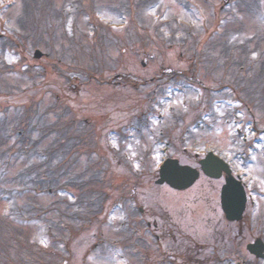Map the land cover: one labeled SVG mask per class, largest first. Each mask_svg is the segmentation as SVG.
Segmentation results:
<instances>
[{
    "label": "rangeland",
    "instance_id": "374dc122",
    "mask_svg": "<svg viewBox=\"0 0 264 264\" xmlns=\"http://www.w3.org/2000/svg\"><path fill=\"white\" fill-rule=\"evenodd\" d=\"M145 1L45 0L35 12L29 0V18L24 0H0V264L23 261L29 241L59 264H140L121 242L131 231L144 237L141 264H154L161 256L146 226L154 215L174 221L196 258L231 254L236 245L244 252L250 226L241 224L238 240L230 236L232 225L217 208L221 179L201 172L177 190L156 184L146 169L158 175L168 157L199 168L212 149L245 177L264 171V0ZM183 70L192 71L191 83L173 87L168 75ZM137 112L146 115L141 131ZM64 130L75 146H65L67 163L56 168L71 172L52 182L80 173L88 181L53 190V174L47 168L41 178L35 160L44 149L48 157L60 150L56 137ZM94 161L106 171L103 184L87 177ZM41 179L50 186L36 193ZM96 207L103 209L98 220L77 233L57 221L61 214L72 227L70 217Z\"/></svg>",
    "mask_w": 264,
    "mask_h": 264
},
{
    "label": "flooded vegetation",
    "instance_id": "af4514ba",
    "mask_svg": "<svg viewBox=\"0 0 264 264\" xmlns=\"http://www.w3.org/2000/svg\"><path fill=\"white\" fill-rule=\"evenodd\" d=\"M218 153L223 156L221 152ZM246 154H249V150H247ZM241 158H243V155ZM226 161L229 162L230 171L234 176V180H241L242 188L245 194V203L239 218L230 219L227 216V212H225L223 208L222 188L227 183L226 179L231 174H228L225 170H222L223 172L219 177L210 175L207 176L205 174V178L222 180L216 191V200L218 202L217 208L222 218L226 220L227 224L232 225L230 236L233 237L234 240H238L241 232L239 231V229L241 230V224L245 223L250 226L252 236L251 239L246 242L244 246V252L241 251L239 246L237 247L236 245L233 248L235 250L234 253L231 254H224L223 256L219 257L205 256L201 259L196 258L192 254V249L186 244L187 239L182 235L179 236L180 241L178 240L175 232V227L172 226L175 224L174 221L165 219L163 216L160 218L159 215H154L155 217H153L152 221L149 220L146 222V226H148V228L152 227L151 230H149L150 236L153 237L152 242L154 246H156L158 256H161L154 264H264V171L254 173V177L252 175L250 177H245L246 171L241 170L239 172L235 170L236 168L231 158H229V160L226 159ZM253 161L251 160L250 162H252L254 166V163L257 161ZM258 174H260V180L257 177ZM237 183L240 184V182ZM236 185V183L233 184V186H235L233 187L235 191L232 194L233 199L229 198L230 193L227 196V201L230 204L234 201L236 202V204L238 203L236 201ZM140 210L143 211L144 208L143 210ZM169 220L170 222H172L171 224ZM251 229H253V231ZM218 231L220 232V238L224 239V237L226 236V232H224V230L221 228ZM136 234L137 232L134 231L128 232L126 236L123 237L124 239L122 238L121 242L123 248H125V250L127 251V255L129 254L138 257L139 263L141 264L142 261H144L143 258H145L147 254H144L145 251H143V249H145V243L143 242L141 246L139 245L141 238L144 237H139ZM254 243L257 244H255L254 248L251 250V247H249V245H252ZM139 248L140 250H138Z\"/></svg>",
    "mask_w": 264,
    "mask_h": 264
},
{
    "label": "trees",
    "instance_id": "16d2710c",
    "mask_svg": "<svg viewBox=\"0 0 264 264\" xmlns=\"http://www.w3.org/2000/svg\"><path fill=\"white\" fill-rule=\"evenodd\" d=\"M25 2V4L27 5L25 8V10H24V12H23V14L24 13H27V15H29V18L31 17V13H32V11H31V8H32V10L33 11H38L39 10V8H38V6H41L42 5V1H45V0H33L34 2H32L33 3V5L31 6V8L30 7H28L29 6V0H24ZM28 1V2H27ZM142 2V3H145L146 1L145 0H139V2ZM180 1H182V0H180ZM141 2L138 4V5H141ZM50 3V2H49ZM182 3H184L183 5H185V6H188L189 4H186V1L184 0ZM44 7V6H43ZM135 10H138V9H135ZM124 12H127V14L128 13H131V9H129V10H123ZM122 13V12H121ZM123 14V13H122ZM26 15V16H27ZM21 17H22V19L25 17V16H23L22 14H20V16H18V18L19 19H21ZM21 19V20H22ZM25 20H27V18L25 17L24 18ZM117 41V40H116ZM247 52H248V50H247ZM198 53V52H197ZM196 53V54H197ZM202 58H200V57ZM199 56L197 57V58H199V60H195V61H193L192 62V67H193V69H192V71L195 69L196 70V67H197V65H198V63H199V61L200 60H203L204 59V57L206 56V53H205V51H202V52H200L199 53ZM202 62V61H201ZM195 66V67H194ZM249 68H251V65L249 64ZM260 71H262V74L264 73V61H263V63H262V65H260ZM192 71H189V70H183V71H181V72H179V73H173V74H171V76L170 75H168V77H169V79H170V81L173 83V87L174 86H177V85H182V88L184 89L185 88V85H187V84H190L191 82H190V74L192 73ZM192 75V74H191ZM246 75H248V76H250V74H242V73H240V78H246L247 76ZM74 78V77H73ZM76 79H78V78H76ZM247 79V78H246ZM247 81H250V80H248L247 79ZM129 83V82H128ZM175 83V84H174ZM135 84L133 83L132 84V86H134ZM160 85H161V83H160ZM159 84H158V86H160ZM137 86V85H136ZM243 88H244V86H243ZM158 93V91H157V89L156 88H154V90L153 91H149L147 94V98H153L154 97V95H156ZM247 95H249V94H247ZM146 117V115L145 114H142V112H137V113H135V115H134V118H133V120H135L136 119V121H135V125H136V128L139 130V131H141L142 129H143V122H144V120H143V118H145ZM130 126H132L133 127V125L132 124H129ZM85 126V125H84ZM80 129H83V128H80ZM79 129V132L81 131ZM125 131V130H124ZM78 132V133H79ZM64 133H65V130H64V132H63V134L61 133L60 135H58V137H56L57 139H58V144L60 145L59 146V148H60V150L59 151H56L55 150V153H54V155L53 156H49L48 157V155H47V150L46 149H44V151L41 153V156H39V160H35L38 164H37V166H40L42 169L40 170V173H39V176L41 177V178H44V176L45 175H49V174H46V171H47V168L50 170V173H52L53 175H52V177L51 178H49L48 180H49V182L51 183V188L53 189V190H58V189H60V187L62 188V189H64V188H67V186H68V184H67V181H72V182H79L81 179H83L82 180V183L85 185V184H87V181H88V179H84L85 178V174H83V177L82 176H79L80 174H78L77 175V177L76 176H74V177H72V178H70V177H68L67 178V180H64V179H62L63 181L62 182H64V183H60V181H59V183H57V185H54V182H52V181H54V179H57V178H60V177H62V176H67V175H69L70 174V172H71V170L69 169V168H56V166H59V165H61V164H64V161L66 162V159H64V158H66V156L63 158V155L65 154V152H64V150H65V146H68V145H71L70 144V140H73V138H77L78 140L77 141H80L81 139H83L82 138V136H83V134H82V132H80V134L79 135H77V134H75V137H73V138H71V139H68L69 137H66V138H64ZM130 134H131V132H129V130H127V132H126V135L128 136V137H130ZM78 143V142H77ZM80 143V142H79ZM63 146V147H62ZM72 147L73 146H75V144H72L71 145ZM58 148V149H59ZM55 157H56V164L54 163V159H55ZM147 157H148V155L146 156V159H147ZM120 162H121V160H119ZM39 162H41L42 164H39ZM142 162V161H141ZM57 163L59 164V165H57ZM67 163V162H66ZM65 163V164H66ZM93 163V162H92ZM94 165H92V166H90L89 168H91V176H87V177H90V179H91V181L92 182H94L95 184H98V182H100V184L102 183H105V179H106V177H105V169L103 168V167H97V168H95V161H94V163H93ZM36 165V164H35ZM91 165V164H90ZM53 167H55L56 169H52ZM144 168V166H141L140 167V169H143ZM152 170H147L146 169V172H147V175L149 174V175H151V176H154V177H156V176H158L157 175V169L156 168H151ZM57 170V172H56V175L54 174V172ZM89 171H90V169H89ZM28 173H29V175H31L32 174V171H31V169H29V171H28ZM136 175V174H135ZM59 176V177H58ZM72 176V175H71ZM137 176V175H136ZM89 179V180H90ZM79 180V181H78ZM90 181V182H91ZM41 183H35V184H33V188H35L34 190L36 191V193L37 192H42L43 190H47V188H49L48 186H50V185H48V183L49 182H47V184H46V181H44V179H41V181H40ZM80 183V182H79ZM61 185H63V186H61ZM64 187V188H63ZM69 187V186H68ZM50 188V189H51ZM70 188V187H69ZM94 188L96 189V187L94 186ZM99 188V187H98ZM100 189V188H99ZM65 190H67V189H65ZM97 190V189H96ZM64 191V190H63ZM102 191V189L98 192V193H100ZM104 191V190H103ZM102 191V192H103ZM9 193H11V194H13L12 192H9ZM102 194H105L104 192L102 193ZM15 195V194H14ZM9 196H11V195H9ZM95 197V196H94ZM104 197H105V195H104ZM97 198H99L98 199V201H100L101 200V198L99 197V195H98V197ZM106 200V198L105 199H102L101 200V202H100V204H102V206H103V203H104V201ZM10 201V200H9ZM103 201V202H102ZM91 202L94 204L95 202H97V200H96V198H93V200H91ZM103 209L100 207V208H98V207H96L95 209H93V210H91V211H89V212H87V213H85V214H82L81 216H80V214H79V217L78 216H76V215H74V216H72V217H70V219L69 220H72V227H70V223L68 224V220H66V218H64V217H66V216H64L63 218H62V216L63 215H61V214H58V216H59V219L57 220L58 222L60 221V223L61 224H59L60 225V227L62 226V228H64L63 230H65V231H71V234L72 233H77L78 231H80V225H82L83 223H85V222H89V221H93L94 219L95 220H98V219H96V217H97V215L99 214V212H101ZM79 220V223H76V222H74L75 220ZM64 226V227H63ZM65 227H70L69 229H66ZM79 229V230H78ZM65 234V233H64ZM64 240L65 239V236H62V238H61V236H60V239L59 240ZM29 243H30V241H29ZM25 245V243L23 244V246ZM22 246V244H20L19 246H18V249H20V247ZM23 248V247H22ZM45 249L43 248V247H41V246H39V244L38 243H36V242H31V245L29 246V244L27 245V247H25L24 246V248L20 251L22 254H20L22 257H21V260L22 259H24L23 261H20V262H22V263H28V264H51V262H52V260L51 259H49L50 257H49V255L47 254V252H45L44 251ZM46 255V256H45ZM44 257V260H42V258ZM49 257V258H48ZM38 258H40V261L38 260ZM20 262H17V263H15V264H20ZM24 263V264H25Z\"/></svg>",
    "mask_w": 264,
    "mask_h": 264
},
{
    "label": "water",
    "instance_id": "95a60500",
    "mask_svg": "<svg viewBox=\"0 0 264 264\" xmlns=\"http://www.w3.org/2000/svg\"><path fill=\"white\" fill-rule=\"evenodd\" d=\"M41 50L35 51V56L40 57ZM199 162H201V169L203 172H205L207 175H211L214 177H219L220 174H222V170H225L228 174H231L230 168L228 166V163L224 161L222 158L218 157L217 155H214L212 152L208 153V155L201 159ZM158 179L156 180V183H164L170 184L174 188H187L189 185L193 184V182L199 177L200 172L199 170L192 166L191 164H183L180 163L179 160L176 158L168 157L165 159L158 170ZM227 183L222 188V197H223V208L225 212H227V216L232 218H239L242 209L244 207V199L245 194L244 190L242 188L241 183H237L234 180V177L232 174L226 179ZM236 183V202L229 203L227 201V196L229 195V198L233 199L232 194L234 191L233 184ZM255 244L249 245L251 247V250L254 248Z\"/></svg>",
    "mask_w": 264,
    "mask_h": 264
},
{
    "label": "snow or ice",
    "instance_id": "6c2138e0",
    "mask_svg": "<svg viewBox=\"0 0 264 264\" xmlns=\"http://www.w3.org/2000/svg\"><path fill=\"white\" fill-rule=\"evenodd\" d=\"M120 219H123V217H120ZM41 243H43V241H41Z\"/></svg>",
    "mask_w": 264,
    "mask_h": 264
}]
</instances>
